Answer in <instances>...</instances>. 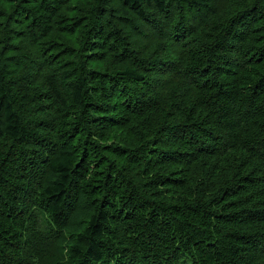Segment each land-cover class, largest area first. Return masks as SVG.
<instances>
[{
	"label": "trees",
	"instance_id": "trees-1",
	"mask_svg": "<svg viewBox=\"0 0 264 264\" xmlns=\"http://www.w3.org/2000/svg\"><path fill=\"white\" fill-rule=\"evenodd\" d=\"M77 1L0 0V264H264V0Z\"/></svg>",
	"mask_w": 264,
	"mask_h": 264
},
{
	"label": "rangeland",
	"instance_id": "rangeland-1",
	"mask_svg": "<svg viewBox=\"0 0 264 264\" xmlns=\"http://www.w3.org/2000/svg\"><path fill=\"white\" fill-rule=\"evenodd\" d=\"M83 3H87L86 0H78L73 6H71V8L73 10H76V8L78 9V7H82Z\"/></svg>",
	"mask_w": 264,
	"mask_h": 264
}]
</instances>
